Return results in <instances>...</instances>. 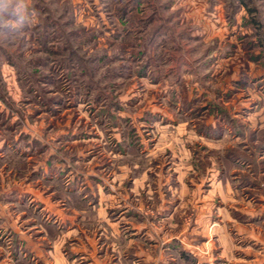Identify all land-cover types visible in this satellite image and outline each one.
I'll return each mask as SVG.
<instances>
[{
    "label": "rangeland",
    "instance_id": "1",
    "mask_svg": "<svg viewBox=\"0 0 264 264\" xmlns=\"http://www.w3.org/2000/svg\"><path fill=\"white\" fill-rule=\"evenodd\" d=\"M42 205L264 264V0H0V264Z\"/></svg>",
    "mask_w": 264,
    "mask_h": 264
},
{
    "label": "crops",
    "instance_id": "2",
    "mask_svg": "<svg viewBox=\"0 0 264 264\" xmlns=\"http://www.w3.org/2000/svg\"><path fill=\"white\" fill-rule=\"evenodd\" d=\"M108 207L42 205L44 220L23 229L22 238L43 245L34 251L42 264H187L181 255L184 237L168 234L170 221L158 237L133 216L111 217Z\"/></svg>",
    "mask_w": 264,
    "mask_h": 264
}]
</instances>
